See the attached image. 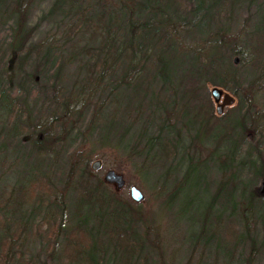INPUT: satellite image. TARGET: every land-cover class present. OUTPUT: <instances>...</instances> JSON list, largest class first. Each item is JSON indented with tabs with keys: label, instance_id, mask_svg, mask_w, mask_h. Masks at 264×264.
Returning <instances> with one entry per match:
<instances>
[{
	"label": "trees",
	"instance_id": "trees-1",
	"mask_svg": "<svg viewBox=\"0 0 264 264\" xmlns=\"http://www.w3.org/2000/svg\"><path fill=\"white\" fill-rule=\"evenodd\" d=\"M41 1L0 0V24L7 26L6 40L0 47V63L6 67L0 66V131L7 128L9 132L21 134L35 151L54 155L59 143L66 142L69 134L79 128L85 110L90 107L84 129L90 134L96 128L95 122L110 108L117 90L132 85L148 70L152 73L151 80L160 82V87L178 93L177 98L172 96L169 110L166 105L161 108L156 104L155 109L163 113L157 120L174 122L186 118L187 123L197 122L190 137L192 142L200 143L212 136L221 139L227 129H236L240 137L249 140L262 135L264 107L255 108L254 93L264 88L261 84L264 69L245 85L239 83L235 65L244 64L249 58L241 44L240 48H234L240 40L238 33L227 34V25H223V19L233 8L243 2L247 8L258 5L256 0H50L49 6L31 24L33 7ZM55 16H59L57 30L33 40L42 22ZM184 36H189L191 41H186ZM184 53L189 54L190 60L187 66L179 67L183 74L178 76L175 86V68ZM234 57H238L236 64H229ZM73 63L74 76L65 83L64 71ZM18 74L19 80L14 81ZM40 81L46 85L44 94L51 100L49 111L43 115L33 109ZM230 83L235 85L231 94L237 99L240 112L225 120V111L214 112L211 105L214 101H203L200 94L208 97V92L202 91L205 84L226 91ZM176 100L181 101V109H176L179 105ZM108 113L110 122L114 115L111 111ZM215 118L226 121V125L210 127V120ZM167 125L163 123L156 133L148 135L139 148L132 149L133 153L144 159L158 150L164 157L175 159L180 134L176 132L174 141L163 137L160 132ZM106 126L96 135L93 144L111 149L126 148L124 131L114 136L111 124ZM213 130L217 132L214 134ZM236 145L235 140L228 145V163L224 159L219 161V169L227 168L229 176L219 179L213 195L204 203L196 238H200L204 230L210 209L217 199L224 197L222 190L235 176L230 169ZM252 150L255 155L249 161L257 186L247 195L240 191L237 200L234 185L230 183L227 190L229 213L235 214L237 224L241 225L236 233L241 244L245 242L249 247L247 256L264 248V228L261 234L258 232L261 230L258 223L264 214V204L260 201L264 197H255L264 195V146L253 143L249 152ZM67 160L63 183L51 202L56 206L61 202L62 209L63 197L69 192L74 194V216L64 224V212L60 210L58 221L46 222L45 228V232L51 234L52 243L61 237L62 248L58 252L64 261L60 264H146L142 254L146 248L157 253L158 264H167L161 258L159 229L149 223L137 206L118 197L104 180L91 178L86 156L79 158L75 152ZM185 164L181 176L166 192L167 204L186 189L190 173L197 172L198 164L192 157H188ZM221 173L224 176L225 173ZM44 188L43 182L29 179L17 189L16 205L20 208L26 201L30 203ZM191 200H186L184 205ZM13 224L21 229L20 221ZM21 225L25 229L23 222ZM21 232L15 231L14 238H23ZM101 234L105 235L106 244L112 243V254L103 252ZM13 236L8 232L0 238V264L10 258L6 238ZM54 248L48 249L47 257L40 264H50ZM193 250L183 264L191 263ZM251 258H245L246 264H251Z\"/></svg>",
	"mask_w": 264,
	"mask_h": 264
},
{
	"label": "rangeland",
	"instance_id": "rangeland-1",
	"mask_svg": "<svg viewBox=\"0 0 264 264\" xmlns=\"http://www.w3.org/2000/svg\"><path fill=\"white\" fill-rule=\"evenodd\" d=\"M49 2L50 0H42L33 7L29 20L31 24L49 6ZM255 3L258 5L253 4L252 7L247 8V4L243 2L233 8L223 19V25H227V34L238 33L240 40L234 48H240L239 45L241 44L249 58L244 64H236L238 57H234V59L237 58V61L233 62L234 59H230L228 62L229 64H236L235 74L239 77L241 85H245L252 76L259 73V70L264 69V59H262V54H264V0H256ZM57 17L59 16L51 17L42 22L34 33L33 40L42 37L47 32L53 33L54 30H57L55 28ZM6 30L7 26L0 24V47L6 40ZM184 39L191 41L189 36H184ZM189 60L187 53L179 57V63L176 65V73L174 74L176 77L175 86L178 82V76L182 77L183 74L179 70L181 64L185 67ZM74 64H71L64 71L65 83L74 76ZM0 66L6 68L1 63ZM19 74L14 77V81L19 80ZM150 75H152L151 71L147 70L132 85L120 87L115 98L111 101L110 108L105 110V115L100 121L95 122L94 127L96 128L90 134L84 130L89 118L90 107L85 110L83 120L78 123L79 128L74 129L69 134L66 142L59 143V149L55 148L56 154L54 155L53 153L35 151L32 145L30 147L29 141H26L21 134L9 132L7 128L0 131V238L3 233L9 232V235L13 236L15 231L21 232V223L23 222V226L25 225L23 227L25 229H22L21 232L23 238H14V236L12 239L6 238L9 242L8 257L10 258L5 264H40L47 257L48 249L52 247L55 248L50 264H60L64 261V258L60 256L62 254L58 252L59 248H62L61 237L58 236L52 243L51 234L45 232V228L46 222L52 221V219L58 221L60 210L64 212V224L74 216V194L71 195L69 192L63 197L65 205L62 209L60 207L62 206L61 202L57 201V204L60 205L56 206L51 202V199L63 183L67 158L75 152L78 153L79 158L87 157L89 169L92 161L95 159L101 161L96 170L90 169L91 178L102 179L103 172L107 169H114L121 173L122 178L125 179L124 186L121 189H115L111 184H107L109 189L124 201H129L135 208L137 206L142 215L150 221L149 223L159 229L160 249L163 253L161 258L167 264L185 263L193 248L190 256L191 263L189 264H246V257L249 259L252 257L251 264H264V248L256 253L254 251L251 256H247L249 247L245 242L241 244L237 236L236 232L241 225L237 224V216L229 213L230 206L229 201H227L229 198L227 190L230 183L235 187L234 199L236 200L239 199L240 191L247 195L252 188L257 186L258 182L250 168L249 161V158L255 155V151L252 150L250 153L249 149L252 148L253 143H257V146L260 147L264 146V130L261 136H255L252 140L240 137L236 129H227L226 134L221 139L212 136L213 138L211 137L206 141L205 139L201 140L200 143L192 142L190 137L194 134L197 122L195 124L193 121L187 123L186 118L174 122L157 120L158 116L163 113L161 110L155 109L156 104L158 103L161 108L166 105V109L169 110V106L172 104V96L177 98L178 93L173 94V91L160 87V82L151 80ZM261 84L264 87V80ZM36 87L41 88L37 92L36 99L33 100L35 101L33 109L37 114L43 115L49 111L50 108L47 107L51 104V100L44 94L46 89L44 82H38ZM210 87L212 85L205 84L202 91L206 90L208 97L202 93L200 94L201 100H211L212 102V98L209 96ZM229 88L224 92H228L233 101L222 109L226 113L223 117L225 120L240 112L236 105L237 99L231 94L235 89L234 83H230ZM254 98L256 100L255 108L264 107V88L256 91ZM176 102L179 104L176 109H181V101L176 100ZM211 105L214 110L215 103L212 102ZM110 111L114 116L113 120L109 122L107 120L110 117L108 113ZM210 121V127L226 125V121H220L216 118ZM163 123H168L166 129L160 132L163 137H169L168 139L174 141L176 132L180 134L179 140L176 142L178 148H176L175 159L164 157V155L157 153L158 150H155L151 157L144 159L135 155L133 150L139 148L148 135L156 133ZM110 124L114 136L124 131L123 135L127 139L125 141L126 148L120 146V148L111 149L100 147L96 143L93 144L100 130ZM126 128L128 129L125 131ZM215 130H213L214 134L217 132ZM142 131L143 133H141ZM232 140L237 142L232 154L230 169L233 170L235 176L222 190L224 197L217 199L215 206L210 209L204 223V230H202L200 238H196V231L200 228L203 218L201 213L205 210L204 203L213 195L212 193L219 185V179L229 176L227 168L222 169V171L219 169L221 164L219 161L224 159L228 163V145L233 142ZM168 147H171L170 143ZM188 157L197 161V172L190 173L191 177L186 189L178 195V198L167 204L166 192L171 184L181 176ZM221 172L225 173L224 176ZM27 179L43 182L46 189H41L39 197L34 198L30 203L26 201L19 208L16 205L18 198L16 192L21 185L28 181ZM131 184L142 191V201L135 203L129 198L128 186ZM255 197L258 199L264 195H256ZM190 198L192 200L188 202V205H184L185 201ZM260 202L264 204V198ZM218 213L220 215L217 216ZM14 221H20V225H18L21 229H17L13 224ZM260 222L258 229L261 230L258 232L261 234L264 228V214ZM99 239L104 242L103 252H106L107 255L112 254V243L106 244V237L102 234ZM142 254L145 256L146 264L159 263L157 253L154 250L146 248Z\"/></svg>",
	"mask_w": 264,
	"mask_h": 264
},
{
	"label": "water",
	"instance_id": "water-1",
	"mask_svg": "<svg viewBox=\"0 0 264 264\" xmlns=\"http://www.w3.org/2000/svg\"><path fill=\"white\" fill-rule=\"evenodd\" d=\"M237 61V58L234 59L233 62ZM210 97L212 100H214L215 106L214 110L218 113L221 114L223 112V107L225 105H228L232 103L233 99L228 92H224L223 89L212 86L210 87ZM100 160L95 159L90 163V169L96 170L100 166ZM102 179L104 182L107 184H111L115 189H121L124 186L125 179L122 178L121 173H118L114 169H107L105 172H103ZM129 192L128 196L131 198L135 203L140 202L143 200V195L142 191L137 188L136 186H133V184L128 186Z\"/></svg>",
	"mask_w": 264,
	"mask_h": 264
}]
</instances>
